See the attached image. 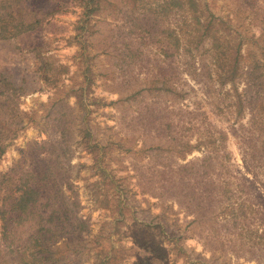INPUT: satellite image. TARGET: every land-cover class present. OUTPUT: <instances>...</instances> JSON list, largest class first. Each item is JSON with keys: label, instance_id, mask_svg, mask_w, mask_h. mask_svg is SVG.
Masks as SVG:
<instances>
[{"label": "rangeland", "instance_id": "rangeland-1", "mask_svg": "<svg viewBox=\"0 0 264 264\" xmlns=\"http://www.w3.org/2000/svg\"><path fill=\"white\" fill-rule=\"evenodd\" d=\"M85 3L0 0V182L55 163L68 112L83 264H264V0Z\"/></svg>", "mask_w": 264, "mask_h": 264}, {"label": "trees", "instance_id": "trees-1", "mask_svg": "<svg viewBox=\"0 0 264 264\" xmlns=\"http://www.w3.org/2000/svg\"><path fill=\"white\" fill-rule=\"evenodd\" d=\"M98 3L99 0H86L85 14L95 12ZM192 3L195 4L194 1ZM258 40L264 45V32ZM260 51L264 56L263 47ZM256 63L260 65V60ZM55 67L60 68V76L68 71L55 64H51L50 68L54 70ZM42 70L43 68H40V71ZM48 71L49 68L44 69V72ZM55 81L52 84L56 85ZM89 81L86 77L85 82L88 84ZM10 92L12 94L9 96ZM14 94V85L10 83L0 88V110L11 105L14 100H10V97ZM6 100L10 102L7 104ZM17 112L20 113L18 110ZM67 115L68 112L63 111L57 117L58 121L63 122L59 124L62 148L55 157V163L26 166L23 165L27 159L24 157L17 166L18 169L26 167L20 176L14 181L10 175H5V178H11L13 181L4 178L0 182L1 235L3 245L9 252L7 254L11 255L10 258L3 255L0 264H83L85 253L90 250L89 241L85 238L89 233L88 223L79 215L78 201L72 200L64 189L71 185L68 177L73 168L69 164L72 157L69 145L70 131L64 122ZM16 119L18 124L23 121L20 114ZM17 134V129L8 132L0 130V160Z\"/></svg>", "mask_w": 264, "mask_h": 264}]
</instances>
